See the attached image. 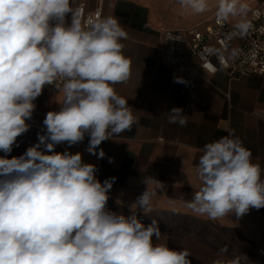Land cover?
Listing matches in <instances>:
<instances>
[{
    "label": "clouds",
    "instance_id": "9594fccd",
    "mask_svg": "<svg viewBox=\"0 0 264 264\" xmlns=\"http://www.w3.org/2000/svg\"><path fill=\"white\" fill-rule=\"evenodd\" d=\"M178 3L194 14L209 10L208 0ZM249 12L243 0H218L215 16L220 24L239 18L228 38H245L253 30ZM82 17L73 0H0V151L10 153L29 130L26 121L46 86L61 81L63 92L59 109L45 115L38 143L20 156L0 157V264H191L188 249L158 242L157 220L146 226L135 215L137 208L151 213V185L163 187L154 177L142 176L147 187L133 214H117L106 207L116 178L101 182L81 152L55 151L87 135L86 151L97 155L102 142L138 122L115 90L131 75L126 31L114 16ZM188 118L179 107L167 113L168 123L181 127ZM104 156L99 149L98 158ZM196 169L199 184L186 201L193 214L214 221L264 208V167L234 133L206 143ZM226 252L221 248L212 264H241Z\"/></svg>",
    "mask_w": 264,
    "mask_h": 264
},
{
    "label": "crops",
    "instance_id": "0c3cea01",
    "mask_svg": "<svg viewBox=\"0 0 264 264\" xmlns=\"http://www.w3.org/2000/svg\"><path fill=\"white\" fill-rule=\"evenodd\" d=\"M73 7L89 11L102 7L104 16L116 17L126 31L122 43L131 75L127 82L115 85V90L128 99L138 122L130 131L102 142L97 155L86 151L87 135L83 142L71 147L62 143L55 151L81 152L84 162L97 166L101 182L116 178L106 207L117 214L131 216L135 210L131 205L147 187L142 176L154 177L163 187L151 185L156 191L152 211L144 215L137 208L135 215L146 226L157 220L161 230L158 242L176 250L188 249L191 264H212L225 246V255L240 256L241 264H264V208H253L240 218L232 214L211 221L186 207L196 190L192 186L199 184L196 164L206 143L234 133L251 151L253 162L264 167V76L230 81L224 71L208 75L198 60L170 67L164 61L159 30L191 27L164 21L144 1L73 0ZM177 77L183 82H176ZM62 99V90H44L35 101L32 118L26 121L29 130L17 137L10 153L0 151V157L20 156L37 144L38 134L46 132V113L58 110ZM172 107L182 108L189 116L185 126L168 123ZM99 149H103L104 158H98Z\"/></svg>",
    "mask_w": 264,
    "mask_h": 264
},
{
    "label": "built area",
    "instance_id": "2783aa9c",
    "mask_svg": "<svg viewBox=\"0 0 264 264\" xmlns=\"http://www.w3.org/2000/svg\"><path fill=\"white\" fill-rule=\"evenodd\" d=\"M255 1L257 3L248 15L253 30L245 38L233 36L229 39L228 34L232 32L233 25L229 22L218 23L216 16L206 23L184 30L161 28L159 34L166 64L178 68L198 60L200 69L208 75L214 76L224 71L230 81L264 76V0ZM79 9L82 10L85 21L89 18H105L102 7L93 11L85 7ZM232 49H239V54L232 56ZM48 88L59 92L62 90V82L57 81L56 88L46 86L44 90Z\"/></svg>",
    "mask_w": 264,
    "mask_h": 264
},
{
    "label": "rangeland",
    "instance_id": "374dc122",
    "mask_svg": "<svg viewBox=\"0 0 264 264\" xmlns=\"http://www.w3.org/2000/svg\"><path fill=\"white\" fill-rule=\"evenodd\" d=\"M144 1L151 6L155 14L161 19L177 26L194 27L206 23L215 16L216 5L218 0H208L209 10L204 13L194 14L191 11H185L178 0H139ZM249 5L250 11L256 5L255 0H243ZM239 18H230L228 21L234 25Z\"/></svg>",
    "mask_w": 264,
    "mask_h": 264
}]
</instances>
